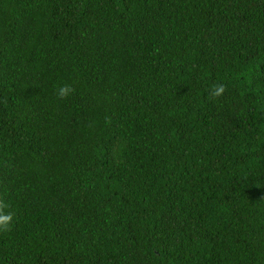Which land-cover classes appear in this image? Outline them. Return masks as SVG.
Wrapping results in <instances>:
<instances>
[{
  "label": "trees",
  "instance_id": "1",
  "mask_svg": "<svg viewBox=\"0 0 264 264\" xmlns=\"http://www.w3.org/2000/svg\"><path fill=\"white\" fill-rule=\"evenodd\" d=\"M0 210V264H264V0H0Z\"/></svg>",
  "mask_w": 264,
  "mask_h": 264
},
{
  "label": "clouds",
  "instance_id": "2",
  "mask_svg": "<svg viewBox=\"0 0 264 264\" xmlns=\"http://www.w3.org/2000/svg\"><path fill=\"white\" fill-rule=\"evenodd\" d=\"M223 91V88H219L216 90L215 94L219 95L220 92ZM73 92V88L70 85H63L58 88L57 95L61 98L69 97ZM12 220L11 214H5L2 210H0V229H6L9 226V222Z\"/></svg>",
  "mask_w": 264,
  "mask_h": 264
}]
</instances>
